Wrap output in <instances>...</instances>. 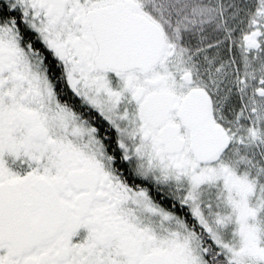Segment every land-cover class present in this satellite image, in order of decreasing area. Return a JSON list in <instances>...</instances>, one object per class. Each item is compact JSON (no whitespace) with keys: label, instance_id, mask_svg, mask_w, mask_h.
<instances>
[{"label":"snow or ice","instance_id":"obj_1","mask_svg":"<svg viewBox=\"0 0 264 264\" xmlns=\"http://www.w3.org/2000/svg\"><path fill=\"white\" fill-rule=\"evenodd\" d=\"M0 264H264V0H0Z\"/></svg>","mask_w":264,"mask_h":264}]
</instances>
